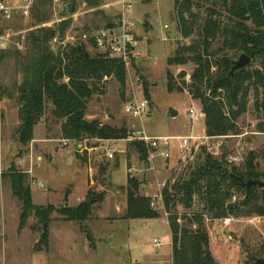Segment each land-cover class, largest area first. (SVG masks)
Wrapping results in <instances>:
<instances>
[{"label":"rangeland","instance_id":"374dc122","mask_svg":"<svg viewBox=\"0 0 264 264\" xmlns=\"http://www.w3.org/2000/svg\"><path fill=\"white\" fill-rule=\"evenodd\" d=\"M116 2L34 0L29 17L16 15L7 25L10 28V42L4 59L0 57L3 92L0 104V264H172L170 216L163 205V189L180 181L191 168L204 160L202 151L216 160L224 156L226 172L232 167L241 168L249 154L254 155L258 170H264V134L258 133L255 128L258 114L254 109L252 89L247 111L237 120L239 135L214 138L205 136L202 116L193 123L190 121L188 111L192 108L200 112L199 102L192 100L187 91H167V70L171 71L176 82H179L177 76L182 71L186 72V81H189L191 72V65L170 68L166 65V59L172 55L175 46L188 42L183 41L176 30L172 14L173 0H138L134 3L132 22L135 26L136 54L132 62L124 64V97L121 96L118 82L107 78L100 86L102 94L91 98L85 113L87 121L97 120L114 128L125 125L130 132H144L152 138H168L169 159L162 158L159 153L153 158L148 154L149 159L152 158L151 164L142 159L138 163L137 157L140 155L130 145V142L137 141L129 138L116 141L84 140L80 142L77 152L69 144L65 147L60 136V124L53 120L49 102H46L43 117L33 128L34 143L22 147L16 142V130L20 123L19 105L13 97L15 86L21 82L16 56L26 52L27 34L70 21L61 39L56 34L51 42V50L56 54L67 46L76 45L83 28H99L111 21L117 12ZM71 9L73 12H70ZM71 37L74 39L71 40ZM86 52L90 57L96 54L89 48ZM231 56L236 61L240 54ZM246 67L260 68L252 60ZM143 82L149 86L148 100L143 96ZM131 100H146L148 115L132 118L126 114L125 106ZM189 136L198 138L195 142L199 148L194 150L192 142L190 151L181 158L178 138ZM120 150L127 155L128 167L135 168L128 175L146 184V189L153 195L149 198L152 209L159 215L157 219H122L126 209V193L125 187L118 186L122 183L126 186V173L123 164L125 158ZM108 152L113 154V159L107 161V171L103 173L99 157ZM11 163L23 172L30 171L27 183L35 206L52 204L56 208L74 207L85 186H90L88 190L94 193L103 192L107 199L99 208L94 204L96 209L84 226L64 221L54 213L48 224L39 223L31 215L19 231L20 203L12 196L10 180L4 177ZM147 169L150 171L147 172ZM144 189L140 186V194ZM238 198L234 194L232 201ZM201 208L197 197L190 210L177 205V225L184 224L183 216L189 218L200 212ZM43 225H46L45 241L42 237ZM203 226L209 237V250L215 264H252L253 260L264 257V217H233L226 226L221 220L204 218ZM195 228L193 223L191 229ZM40 240L42 242L39 244ZM154 240L160 246L154 247Z\"/></svg>","mask_w":264,"mask_h":264},{"label":"trees","instance_id":"16d2710c","mask_svg":"<svg viewBox=\"0 0 264 264\" xmlns=\"http://www.w3.org/2000/svg\"><path fill=\"white\" fill-rule=\"evenodd\" d=\"M172 14L180 38L188 42L175 46L166 65L169 68L191 65V72L189 81H186V72L182 71L176 82L167 70V91H187L192 100L198 101L204 119V134L214 138L239 135L237 120L247 111L252 89L254 109L258 114L255 128L264 134V0H173ZM110 22L105 26H110ZM69 25L70 21H66L54 28L29 32L25 38L26 52L16 56L21 82L15 86L13 98L19 105L16 142L22 147L32 142L33 128L43 117L46 102L52 107L53 120L60 124L63 141L79 145L84 140H126L131 134L125 125L114 128L85 119L87 104L94 95L102 94L100 86L105 79L113 78L118 82L124 97L125 65L120 60L105 58L93 46L87 47L80 40L55 54L51 42L56 34L61 39ZM99 28L87 27L81 32ZM88 48L95 51L93 57H85ZM6 51L1 54L2 60ZM236 53L247 55L260 68L244 67L230 75L234 62L231 55ZM142 88L143 96L148 100V84L143 82ZM130 145L142 160L148 158L143 142H130ZM202 154L204 160L191 168L184 178L163 189V205L170 216L172 264H215L203 226L204 218L264 217V187H245L247 181L264 183V170H258L254 155L249 154L241 168L232 167L226 172L224 156L216 160L205 151ZM101 166L105 173L106 164ZM27 176L28 173L17 169L13 163L4 174L10 180L12 196L20 203L19 231L31 215L39 223L48 224L54 213L64 221L84 226L96 209L94 204L99 208L104 200L103 192L97 194L88 190L86 198L75 207L35 206ZM141 184L137 178L127 176L126 209L122 219L159 217L151 207V199L140 194ZM234 194L240 198L232 201ZM195 197L202 205L200 212L189 218L183 216L185 222L178 226L176 206L190 210ZM193 223L196 225L194 230L191 229ZM42 237L45 241L47 234L43 232ZM90 239L88 234L89 242Z\"/></svg>","mask_w":264,"mask_h":264},{"label":"built area","instance_id":"2783aa9c","mask_svg":"<svg viewBox=\"0 0 264 264\" xmlns=\"http://www.w3.org/2000/svg\"><path fill=\"white\" fill-rule=\"evenodd\" d=\"M138 0H117V12L110 22V26H103L99 29H91L86 32H81L77 40H80L87 47L93 46L94 49L105 58L116 59L122 61L124 64L131 62L136 54V41L134 38V23L132 22L133 6ZM34 0H16V2H7L0 0V57L3 51L7 49L10 42V28L7 26L11 23L16 15L23 18L30 16ZM167 29V26H164ZM71 40L74 37L70 38ZM165 40V38H164ZM2 89L0 80V104L2 100ZM1 111V109H0ZM125 113L132 118H141L148 115L147 101L131 100L125 106ZM190 121L193 123L198 117L202 116L201 111L195 109L188 111ZM1 123V112H0ZM130 140L143 142L147 148L148 154L152 157L159 153L164 159H169V139L148 137L144 132H131ZM196 137L189 136L178 138V154L181 158L188 153L189 147L193 142V149L197 150L199 145L196 144ZM190 151V150H189ZM108 159H113V154H107ZM26 173H30L26 171ZM34 183V182H33ZM232 218L222 219L223 225H228ZM154 247L160 246L157 240L153 241Z\"/></svg>","mask_w":264,"mask_h":264},{"label":"crops","instance_id":"0c3cea01","mask_svg":"<svg viewBox=\"0 0 264 264\" xmlns=\"http://www.w3.org/2000/svg\"><path fill=\"white\" fill-rule=\"evenodd\" d=\"M149 117V116H148ZM202 118H203V115H202ZM203 121H204V119H203ZM203 132H204V127H203ZM33 142V141H32ZM34 143V142H33ZM63 143H64V146L65 147H68V144L72 147V148H75V149H78L79 148V145L78 144H72V143H70V142H67V141H63ZM92 149H94V148H92ZM112 151V150H111ZM110 152H108L107 154H109ZM120 153L121 154H123V156H124V166H125V173H126V179L124 180L125 181V183L127 182V176H128V173H132L133 171H135V168H129L128 167V159H127V155L125 154V151L124 150H120ZM107 154H102L100 157H99V159H100V161H101V163L102 164H107V161L108 160H110V159H108L107 158ZM155 155H153L152 156V158L154 157ZM42 157H37V159H41ZM152 158H150V159H152ZM150 159H149V157L146 159V160H148L149 162H150ZM112 160V159H111ZM137 160H138V163L140 162V160H141V157L140 156H138L137 157ZM141 163V162H140ZM52 164H54V162H52ZM150 164H151V162H150ZM174 164V162L171 164V165H173ZM117 165V164H116ZM117 167H118V165H117ZM151 169V168H150ZM150 169H147L146 171L147 172H149L150 171ZM90 170H91V168H90ZM92 171V170H91ZM114 173V172H113ZM113 173H111L110 175H112L113 176ZM108 175H109V173H108ZM115 177V176H114ZM91 185V184H90ZM122 185H123V183H122ZM118 186V187H125L124 185L123 186ZM141 186L142 187H144L145 189L144 190H141V192L143 193L142 195H145V196H147V197H152L153 195L151 194V192L150 191H148V189H146V184H144V183H142L141 184ZM90 188V186H85V188H84V191H83V194H82V196L77 200V205L79 204V203H81L84 199H85V196H86V194H87V190ZM107 199V195H105L104 196V200H103V202H102V205H103V203L106 201V199ZM50 205H52V204H50ZM77 205H74V207L75 206H77ZM124 214V213H123Z\"/></svg>","mask_w":264,"mask_h":264},{"label":"water","instance_id":"95a60500","mask_svg":"<svg viewBox=\"0 0 264 264\" xmlns=\"http://www.w3.org/2000/svg\"><path fill=\"white\" fill-rule=\"evenodd\" d=\"M85 57L87 58L88 57V53L85 52ZM251 62V59L245 55V54H241L238 59L236 61L233 62V65H232V68L230 70V75H233V73L237 70H241L243 69L244 67H246L247 65H249ZM174 115V113H172ZM252 185H256L258 188H263L264 187V183L262 182H257V181H247L245 183V187H249V186H252ZM45 227L46 225H43V232L45 233ZM42 241L40 240L39 241V244L41 243ZM252 264H264V257L262 259H255L253 260Z\"/></svg>","mask_w":264,"mask_h":264}]
</instances>
